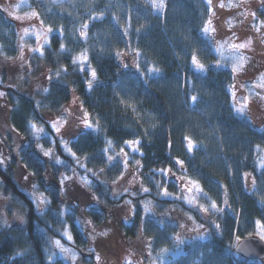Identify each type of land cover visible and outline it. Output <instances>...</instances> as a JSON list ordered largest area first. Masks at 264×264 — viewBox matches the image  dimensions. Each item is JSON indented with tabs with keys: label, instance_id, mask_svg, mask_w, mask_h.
<instances>
[{
	"label": "trees",
	"instance_id": "trees-1",
	"mask_svg": "<svg viewBox=\"0 0 264 264\" xmlns=\"http://www.w3.org/2000/svg\"><path fill=\"white\" fill-rule=\"evenodd\" d=\"M23 8L36 11L51 28L43 52L31 57V73L52 74L35 93L21 83L2 96L0 191L22 205L26 223L0 225V264H70L57 241L76 250L78 264H99L97 253L107 256L115 245L109 236L97 242L86 233L76 207L62 201V176L71 165L92 171L90 188L102 202L84 211L95 225H103L117 204L110 201L107 183L92 180L121 173V165L110 164L108 157L131 140L139 141L141 151L132 156L140 162L139 184L149 189L146 195L156 202L157 211L143 216L137 207L130 221L119 222L126 238L143 237L155 253L179 245L174 226L163 220L165 208L174 201L160 193L165 187L177 189L162 172L170 169L177 178L178 165L183 164L188 174L180 176L198 181L204 192L199 208L192 211L195 218L203 222L202 206L215 226L209 237L184 242L169 264H263L237 253L235 244L248 236L260 237L259 227L264 232V166L258 163L264 154V128L235 109L233 72L217 64L214 38L205 33L212 16L208 0H167L164 12L154 11L145 0H28ZM7 30L15 35L14 24L0 9V56L16 53ZM81 54L87 61L74 63ZM73 92L93 125L98 124L83 126L65 139L77 157H86L80 163L46 121ZM127 104L136 106L139 119ZM33 123L47 134L35 133ZM41 146H54L61 162L45 155ZM15 168L35 179L50 201L46 207L39 209L20 188ZM245 174L254 177L252 190L245 186Z\"/></svg>",
	"mask_w": 264,
	"mask_h": 264
},
{
	"label": "rangeland",
	"instance_id": "rangeland-1",
	"mask_svg": "<svg viewBox=\"0 0 264 264\" xmlns=\"http://www.w3.org/2000/svg\"><path fill=\"white\" fill-rule=\"evenodd\" d=\"M166 1L145 0L157 12L165 11ZM27 2L28 0H0V9L12 21L15 30V35L9 30L5 33L12 41L11 45L16 44L14 55L0 56V132L3 129L2 127L5 126L1 103L2 96L6 95L7 88L21 87V83H24L27 91L35 93L44 79L52 74L49 71L40 77L31 73V57L34 54L43 52V47L51 34V30L49 31V28L40 21L36 11L23 8L24 5L27 6ZM208 2L212 8V16L205 25V33L214 38L219 53L217 64H223L233 72L234 83L231 87V96L235 109L240 114L254 118L264 128V0H208ZM209 21L211 24H209ZM213 28L214 31H212ZM241 44L247 46L241 47ZM195 65L197 67V64ZM64 108L70 109L71 116L68 117V123L63 125L60 132L57 133L52 127V123L56 122L57 117L61 115L68 116V113L64 112ZM87 118H90V116ZM85 119V111L79 103L77 93L73 92L71 99L61 111L48 115L46 121L52 130L50 132L55 135L58 142L63 146L62 142L68 136L74 134L83 126H88L83 122ZM39 128L42 131L38 135L47 134L44 127ZM131 141L137 142L135 147L127 141L125 147L121 150L110 152L111 160L108 157L110 164L117 162L121 165V173L111 178L97 175L92 180L93 182L97 178L98 184L107 183L110 188V201H116L117 204L116 211L111 212L103 225H95L93 222L89 224L90 219L84 211L86 206H100L99 201L102 202L100 197H97L98 194L90 188L92 171H88L83 166L71 165L69 172L62 176V178L65 175L72 177L71 180L65 181L62 185V201L76 207L80 216L79 222L93 241L98 242L99 239L106 237L100 235V233L108 231L107 236L110 237L115 246L110 249L107 256L97 253L99 264H169L173 258L180 254L181 245L184 242L209 237L210 227L215 226V223L202 206L203 222L195 218L192 211L199 208V199L204 192L200 185L199 188H196L192 185V180L180 176L181 174H188V170L183 164H179V176L177 178L171 177L168 171L162 172L170 184L177 188L176 191L171 192L168 190L166 195L163 190L160 193L161 197L174 201L171 207L165 208V218L163 220L165 223L174 226V237L179 245L155 253L143 237L139 238L138 241L126 238L118 228L119 222L130 221L137 207H140L143 216L151 212L155 214L157 211L156 202L151 201L149 195H146L148 191H143L144 187H141L139 182L129 183L134 176L138 175L140 177L139 163H136L138 159L132 157L136 153L141 154L139 141ZM17 146L19 148L20 144L17 143ZM49 149L52 151L47 156L58 162L54 146ZM2 153L3 148L0 145V156H2ZM131 158H134L135 161L130 162ZM125 162H127V169L125 168ZM258 163L259 166H264V154L261 155ZM4 165L8 166L5 160ZM13 171L17 184L30 196L36 206L39 209L46 207L47 204L40 205L36 199L43 192L38 190L35 179L23 168H19V170L15 168ZM122 173L123 179L113 183ZM85 176L90 181L89 184L82 181L81 177ZM244 183L248 190H252L255 187L253 175L245 174ZM129 200L131 204L126 203ZM110 201L104 199L107 204ZM145 201H151V210H145ZM184 205L189 206L190 211H187ZM25 223L22 205L0 191V225L5 228L15 225L23 227ZM257 234L264 239V232L260 227ZM66 236L68 237V234ZM105 246L109 248L107 241L104 243ZM58 247L65 261L70 264H78L76 250L69 243L59 242ZM64 249H71V252L66 253ZM105 249L107 250L106 247ZM72 254H75V260L72 259ZM260 261L264 264V258Z\"/></svg>",
	"mask_w": 264,
	"mask_h": 264
},
{
	"label": "snow or ice",
	"instance_id": "snow-or-ice-1",
	"mask_svg": "<svg viewBox=\"0 0 264 264\" xmlns=\"http://www.w3.org/2000/svg\"><path fill=\"white\" fill-rule=\"evenodd\" d=\"M209 24H211L210 21H209ZM85 27H86V26H85ZM48 30H49V31L51 30L50 26H49V29H48ZM214 30H215V29L213 28L212 31H214ZM84 35H86V33H84ZM240 46H241V47H245V46H247V45H245V44H241ZM87 59H88L87 55H85V54H81V55H79V56L74 57L73 62L75 63V62H80V61H87ZM201 66H203V65H201ZM91 74H92V77L95 78V76H96V72H95L94 69L92 70V73H91ZM89 85H91V82H89ZM85 117H86V119L83 121L85 125H89V126H93V127H98V124H97V125H93L92 120H91L90 118H87V117H89V114H88L87 112H85ZM54 123H55L56 125H59V126L57 127V129H56L57 131H59V130L61 129V127L63 126V123L60 122L59 120H57V121L54 122ZM33 131H34L35 133L38 134V133H40V132L42 131V129L39 128V127H37V125H36L35 123H33ZM128 143L132 144L133 147H135L136 144H137L136 141H129ZM110 144H111V142H109V145H110ZM41 148H42V146H41ZM189 148H190V149L192 148V144H191V143L189 144ZM42 150H43V152H44L45 155H49V154L51 153V151H52L51 149H43V148H42ZM168 171H170V169H169ZM81 179H82V181H83L85 184H89V183H90V181L88 180L87 176H85V177H81ZM68 180H71V177L65 175V176L62 178V180H61V184H63L65 181H68ZM191 183H192V185H193L194 187L199 188V182H198V181L192 180ZM167 191H168V190H167V188L165 187V188L163 189V192H164V193H167ZM36 199H37V201H38V204H40V205H44V204L50 203L48 197H47L44 193H40V194L36 197ZM150 206H151V201H145V203H144V207H145V210H146V211L151 210ZM68 238L71 239V235H70V234L68 235ZM56 243L59 244V241H57ZM64 251H65L66 253H70V252H71V249H64ZM72 259H73V260L76 259L75 254H72Z\"/></svg>",
	"mask_w": 264,
	"mask_h": 264
},
{
	"label": "clouds",
	"instance_id": "clouds-1",
	"mask_svg": "<svg viewBox=\"0 0 264 264\" xmlns=\"http://www.w3.org/2000/svg\"><path fill=\"white\" fill-rule=\"evenodd\" d=\"M61 47H63V45H62ZM90 87H91V85H89V88H90ZM44 91L47 92L48 89L45 88ZM73 103H75V101H73ZM121 103L123 104L124 101H121ZM81 104H83L82 101H81ZM126 107L131 108V110H132V112L134 113L135 117H136L137 119H139L140 114L136 111V106H135L134 104H127ZM85 111H87V110L85 109ZM64 112H65V113H68V116L61 115V116L57 117V120H59L60 122H62L63 125H66V124L68 123V117L71 116V111H70L69 108H64ZM52 127L55 129V131H56L57 133H59L60 130H61V129H60L59 131L56 130L58 126H57L54 122L52 123ZM153 127H154V125H153ZM109 142H111L110 145H109ZM62 143H63V146H64L65 150H66L69 154H71L74 158L77 159V163H80L82 160L86 159V157H84V156L77 157L76 152H75V151L69 146V143H70L69 141L64 140ZM111 145H112V140L109 139V140H108V146L111 147ZM105 151H107V149H105ZM111 159H112V157L109 156V160H111ZM58 162H60V161H59V158H58ZM136 163H140V162L137 161ZM125 168L127 169V162H125ZM100 170L103 171V168H101ZM69 177H70V176H69ZM71 179H72V177H71ZM121 179H123V173H122L120 176H118V177L116 178V180L113 181V183H116V182H118V181L121 180ZM137 182H140V177H139L138 175L134 176L133 179L129 181L130 184H134V183H137ZM86 186H87V185H86ZM126 191H127V189H126ZM143 191L147 192V191H149V189H148L147 187H144V188H143ZM164 194L166 195V194H168V193H164ZM133 195H135V193H133ZM126 203L131 204V201H130V200H129V201H126ZM213 206H214V205H213ZM205 210H206V209H205ZM88 223L91 224L92 221L89 220ZM100 235L107 236V235H108V231L102 232V233H100Z\"/></svg>",
	"mask_w": 264,
	"mask_h": 264
},
{
	"label": "water",
	"instance_id": "water-1",
	"mask_svg": "<svg viewBox=\"0 0 264 264\" xmlns=\"http://www.w3.org/2000/svg\"><path fill=\"white\" fill-rule=\"evenodd\" d=\"M235 251L249 259H263L264 239L254 235L245 237L236 244Z\"/></svg>",
	"mask_w": 264,
	"mask_h": 264
}]
</instances>
